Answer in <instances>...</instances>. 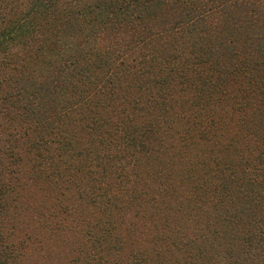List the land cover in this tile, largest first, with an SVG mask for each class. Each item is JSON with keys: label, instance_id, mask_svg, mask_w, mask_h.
<instances>
[{"label": "trees", "instance_id": "trees-1", "mask_svg": "<svg viewBox=\"0 0 264 264\" xmlns=\"http://www.w3.org/2000/svg\"><path fill=\"white\" fill-rule=\"evenodd\" d=\"M0 264H264V0H0Z\"/></svg>", "mask_w": 264, "mask_h": 264}]
</instances>
